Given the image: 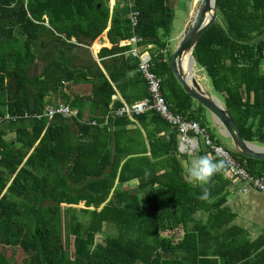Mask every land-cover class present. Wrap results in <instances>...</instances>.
<instances>
[{"label": "trees", "instance_id": "trees-1", "mask_svg": "<svg viewBox=\"0 0 264 264\" xmlns=\"http://www.w3.org/2000/svg\"><path fill=\"white\" fill-rule=\"evenodd\" d=\"M107 1L0 0V264H264V236L248 239L225 206V164L206 184L191 182L175 127L153 109L114 114L149 96L131 45H118L134 34L152 46L145 54L171 111L224 145L171 72L176 0H117L111 16ZM216 7L195 65L241 137L264 145V0ZM108 24L111 46L96 60L89 47ZM59 102L77 117L43 115ZM194 155L222 161L204 147ZM233 155L250 175L264 173V160ZM3 247L24 257L9 260Z\"/></svg>", "mask_w": 264, "mask_h": 264}, {"label": "built area", "instance_id": "built-area-1", "mask_svg": "<svg viewBox=\"0 0 264 264\" xmlns=\"http://www.w3.org/2000/svg\"><path fill=\"white\" fill-rule=\"evenodd\" d=\"M137 17V11H131L129 13L128 18L132 27L136 25ZM140 42L141 38L133 34L128 40H126V44L131 45V48L125 54L139 59L138 71L141 73L146 82L149 96L131 104L124 103L121 107L114 111V114L116 116L126 114L127 116L132 117L133 115L141 114L147 110L153 109L167 123L176 128L178 151L181 154L194 155L200 148L198 137H201L203 140V147L210 154L221 159L225 164L226 172L224 176L227 177L228 180H238L243 182V191L248 188H253L264 193V173L259 175H250L237 157L233 155L232 151L228 149V147L213 142L204 127H201L193 120H186L180 114L171 111L168 103L164 100L161 93L160 79L152 72V63L145 54L144 48L140 45L138 46V43ZM261 49L262 57L264 59V46H262ZM43 115L49 118L54 115H60L64 118H73L77 117V111L70 108L63 102H59V104L54 106L47 105L44 109ZM24 116L27 117L28 114L25 113ZM36 117L39 118L40 115H36ZM3 118L15 119L17 116H10L7 114Z\"/></svg>", "mask_w": 264, "mask_h": 264}, {"label": "water", "instance_id": "water-1", "mask_svg": "<svg viewBox=\"0 0 264 264\" xmlns=\"http://www.w3.org/2000/svg\"><path fill=\"white\" fill-rule=\"evenodd\" d=\"M216 15V0L193 1L188 19L170 54L171 72L184 93L205 108L214 126L230 140V146L225 145L228 149L243 157L264 160V146L244 140L226 106L219 103L217 97L202 87L197 79L190 77L185 67L189 57L194 61L193 50L202 34L215 21Z\"/></svg>", "mask_w": 264, "mask_h": 264}, {"label": "crops", "instance_id": "crops-1", "mask_svg": "<svg viewBox=\"0 0 264 264\" xmlns=\"http://www.w3.org/2000/svg\"><path fill=\"white\" fill-rule=\"evenodd\" d=\"M175 2L173 3L174 13H173V17L171 20V26H170V31H169V38H168L169 43L174 41V40H175V42H177V40L180 36V32L182 30V28H181L178 32H175L174 28H173V23H174V18H175V8L177 6L175 4ZM117 3H119L117 0H108L107 1L110 16L112 15V13L114 11V6ZM118 13H120V16H122V14H124V10L118 9ZM108 27H109V24H108L107 28L103 31V33L100 36H98V38H96L94 40V42L95 41L96 42L95 43L93 42L94 43L93 47H92L93 43L89 47L91 54L93 55V57L96 60H97V56H98L97 53L100 50V48H102V47L109 48L111 46V44L109 43V41L106 37V31H107ZM102 36L104 37L103 43H101V41H100V43H98V41L100 40V38H102ZM118 45L119 46L127 45L126 40L120 41L118 43ZM141 47L144 48V51L151 50V48H152L151 45H142ZM168 47H169V44H168ZM113 98L120 99L123 102V99L121 98L119 93H116V95ZM212 125H214V124L212 123ZM216 133L218 136L222 137L221 131L218 128H216ZM224 145H226V144L224 143ZM200 148L203 149V146ZM177 151H178V144H177ZM178 153H180V152L178 151ZM194 159L195 158L191 157L190 162ZM180 162H181L182 166L185 168V170H187V168L190 164V162H188V159L181 158ZM191 182H195V181H191ZM229 182H230V185L227 188V190H225V199H226L225 206H227V208H229L230 212H232L235 216L232 223L243 228L246 231L247 238L250 240L257 238L260 235L264 236V193H262L256 189H253V188H248L247 190L243 191L242 189H243L244 184H243V182L238 181V180H229ZM196 184L201 185L198 182H196ZM200 216H203L202 220H204L206 218V214L203 212L195 214V218L198 220L201 219Z\"/></svg>", "mask_w": 264, "mask_h": 264}, {"label": "rangeland", "instance_id": "rangeland-1", "mask_svg": "<svg viewBox=\"0 0 264 264\" xmlns=\"http://www.w3.org/2000/svg\"><path fill=\"white\" fill-rule=\"evenodd\" d=\"M192 3H193V0H177L175 2V4L177 5L176 8H175V18H174V23H173V28H174V31L175 32H178L182 28L184 22L188 19V16H189V13H190V10H191ZM103 38L104 37L102 36V38H100V40L98 41V43H100V41H101V43H103V41H104ZM94 43L92 44V47H93ZM175 44H176L175 40L169 43L168 51L170 53H171L173 47L175 46ZM262 66H264V65H262ZM195 70H196L195 76H196V79L198 80V82L204 88H206L207 90H209L213 95H215L222 102L221 98L219 96H217L215 93H213L212 88H211V84H210V79L207 77V75L204 73V71L201 68L197 67V66H195ZM87 90H88V88L85 89V90H83V91H81V92H86ZM206 116H207L208 119H210L212 121V118H211V116H210L209 113L206 114ZM222 139H223V142L226 145L230 146V140L228 138L222 136ZM198 141H199L200 147H202L203 146V140H202V138L201 137H198ZM191 157L197 159L192 154L190 156H187L186 159H188V162H190ZM73 207L74 208H77V209H80V208H84V205H83V203H80V204H78L76 206H73ZM202 217L203 216H200L201 219H202ZM111 229L113 230L112 227H109L108 234L111 233ZM2 253L9 260H14L16 262H20L21 259L24 257V253L21 252L19 249H15L14 250V249H11L9 247H3L2 248Z\"/></svg>", "mask_w": 264, "mask_h": 264}, {"label": "clouds", "instance_id": "clouds-1", "mask_svg": "<svg viewBox=\"0 0 264 264\" xmlns=\"http://www.w3.org/2000/svg\"><path fill=\"white\" fill-rule=\"evenodd\" d=\"M222 167L223 161H218L208 155H203L198 159L192 160L186 172L190 181L206 184ZM207 195V189H205L204 195L201 198H207Z\"/></svg>", "mask_w": 264, "mask_h": 264}, {"label": "bare ground", "instance_id": "bare-ground-1", "mask_svg": "<svg viewBox=\"0 0 264 264\" xmlns=\"http://www.w3.org/2000/svg\"><path fill=\"white\" fill-rule=\"evenodd\" d=\"M93 50V49H92ZM185 67H186V69L189 71V75H190V77H194L195 79H196V76H195V73H196V70H195V63H194V61H193V59L191 58V57H189L188 59H187V61H186V63H185ZM202 86V85H201ZM203 87V86H202ZM217 99V101L219 102V103H222L218 98H216Z\"/></svg>", "mask_w": 264, "mask_h": 264}]
</instances>
